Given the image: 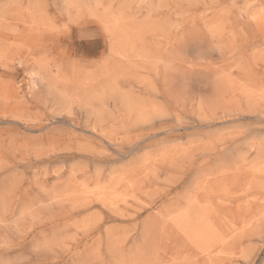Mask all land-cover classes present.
Wrapping results in <instances>:
<instances>
[{"label": "rangeland", "instance_id": "rangeland-1", "mask_svg": "<svg viewBox=\"0 0 264 264\" xmlns=\"http://www.w3.org/2000/svg\"><path fill=\"white\" fill-rule=\"evenodd\" d=\"M0 264H264V0H0Z\"/></svg>", "mask_w": 264, "mask_h": 264}, {"label": "bare ground", "instance_id": "bare-ground-1", "mask_svg": "<svg viewBox=\"0 0 264 264\" xmlns=\"http://www.w3.org/2000/svg\"><path fill=\"white\" fill-rule=\"evenodd\" d=\"M261 132V131H260ZM141 147V146H140ZM120 158V157H119ZM87 163V162H86ZM90 180V179H89ZM37 220V219H36Z\"/></svg>", "mask_w": 264, "mask_h": 264}]
</instances>
